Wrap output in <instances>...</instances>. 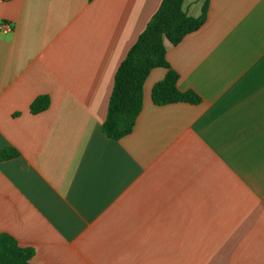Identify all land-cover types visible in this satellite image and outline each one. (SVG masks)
I'll return each instance as SVG.
<instances>
[{
	"label": "crops",
	"instance_id": "obj_1",
	"mask_svg": "<svg viewBox=\"0 0 264 264\" xmlns=\"http://www.w3.org/2000/svg\"><path fill=\"white\" fill-rule=\"evenodd\" d=\"M162 1L0 0V233L32 264H264V0H185L207 18L167 59L202 101L155 104L156 67L132 132L102 130Z\"/></svg>",
	"mask_w": 264,
	"mask_h": 264
},
{
	"label": "trees",
	"instance_id": "obj_2",
	"mask_svg": "<svg viewBox=\"0 0 264 264\" xmlns=\"http://www.w3.org/2000/svg\"><path fill=\"white\" fill-rule=\"evenodd\" d=\"M184 3L185 0H163L121 62L115 75L107 117L102 125V130L108 137L118 140L132 132L143 108L145 81L156 67H164L168 71L165 78L153 87L152 100L155 104H198L202 101L196 91H182L178 87L179 74L167 59L166 41L178 45L186 35L199 30L207 18L208 1L197 17L185 10ZM49 105V96H40L32 103L31 109L38 113ZM16 155L18 151L11 147L1 152L2 159ZM33 256L32 247L21 246L14 236L0 233V264H32Z\"/></svg>",
	"mask_w": 264,
	"mask_h": 264
},
{
	"label": "built area",
	"instance_id": "obj_3",
	"mask_svg": "<svg viewBox=\"0 0 264 264\" xmlns=\"http://www.w3.org/2000/svg\"><path fill=\"white\" fill-rule=\"evenodd\" d=\"M1 29L5 30V31H11L12 30V25L10 23H2L0 25Z\"/></svg>",
	"mask_w": 264,
	"mask_h": 264
}]
</instances>
